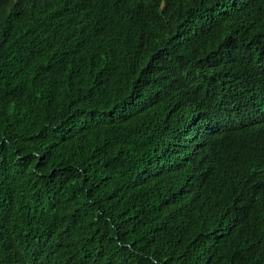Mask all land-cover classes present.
Segmentation results:
<instances>
[{"label":"trees","instance_id":"16d2710c","mask_svg":"<svg viewBox=\"0 0 264 264\" xmlns=\"http://www.w3.org/2000/svg\"><path fill=\"white\" fill-rule=\"evenodd\" d=\"M14 2L0 264H264V0Z\"/></svg>","mask_w":264,"mask_h":264},{"label":"clouds","instance_id":"9594fccd","mask_svg":"<svg viewBox=\"0 0 264 264\" xmlns=\"http://www.w3.org/2000/svg\"><path fill=\"white\" fill-rule=\"evenodd\" d=\"M35 1L36 0H34V4L36 7ZM54 1H56L57 3L63 4V5H66L69 2V0H54ZM82 4L84 6L82 11L84 12L85 16H90L94 12H98V14L99 13L106 14L110 12L109 15H106V19L109 21H114L115 0H108L107 2L106 0H82ZM19 8L20 6H18V2H14L12 6L8 8L9 13L5 16H0V21L3 19V17L10 15L12 12H17ZM142 9L145 10V8H142ZM36 11H37V7H36ZM55 13L56 11H54V9L51 8L50 15H53ZM122 15L125 19H121V22L119 24L124 29V31L130 29L135 24L143 23V21H141L135 15L126 16L123 13ZM70 42L71 41L68 40V45L70 44ZM258 127L264 128V111L263 110L251 113L249 121L244 128V132L257 130L256 128Z\"/></svg>","mask_w":264,"mask_h":264}]
</instances>
